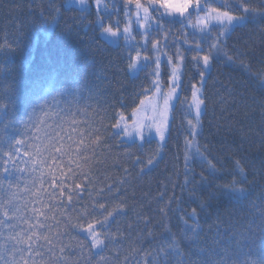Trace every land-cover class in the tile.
I'll return each instance as SVG.
<instances>
[{
	"label": "trees",
	"instance_id": "obj_1",
	"mask_svg": "<svg viewBox=\"0 0 264 264\" xmlns=\"http://www.w3.org/2000/svg\"><path fill=\"white\" fill-rule=\"evenodd\" d=\"M141 3L148 6V0ZM201 3L237 16L245 15L241 6L264 10V0ZM155 8H149L145 29L149 40L137 51L151 59L159 55L165 90L173 86L172 68H179L180 86L163 145L155 136L137 140L135 133L137 117L154 95L156 63L135 74L129 65L136 54L124 41L113 46L102 37L109 26L114 31L128 27L136 17L134 3L100 0L97 8L96 0H0V170L7 162L15 173L13 184L23 177L9 194L28 208L19 214L14 231L0 234V246H12L10 235L27 239L33 232L48 235L56 245L55 235L64 233L59 246L71 245V251L62 256L56 250L55 256H66L68 264H97L100 256L106 258L100 264H144L145 258L151 264L148 254L156 255L175 236L184 259L195 261L201 254L184 224L195 223L192 208L202 209L197 229L202 247L213 240L229 247L253 216L259 222L264 210V88L254 74L264 73V15L235 22L220 35L222 26L214 21L204 32L193 27L197 14L192 10L180 19L161 16L163 9ZM217 36L233 62L210 53ZM206 54L212 55L207 69L202 60H193ZM193 85L201 88L204 101L198 124L188 107ZM189 121L196 124L194 136ZM189 141L206 159L195 154V147H186ZM233 180L243 182L254 206L238 205L236 194L220 188ZM105 218L102 229L96 222ZM37 219L47 229H29ZM68 223L85 228L93 223L115 239L105 240L106 248L98 252L85 232L66 229ZM246 234L251 238L242 242L238 256L264 259V236ZM30 243L37 244L31 252L27 244L17 245L27 264H59L46 253L36 255L44 251L38 247L43 241Z\"/></svg>",
	"mask_w": 264,
	"mask_h": 264
},
{
	"label": "snow or ice",
	"instance_id": "obj_2",
	"mask_svg": "<svg viewBox=\"0 0 264 264\" xmlns=\"http://www.w3.org/2000/svg\"><path fill=\"white\" fill-rule=\"evenodd\" d=\"M129 4L134 3L136 7V16L139 19L141 17V11L143 13V20L147 21L149 19V8L153 5L156 6L155 10L159 11L160 9H163L164 12L160 13L161 16L167 14L169 16H180L187 18L192 14L190 10L194 11L197 14V21L196 24L193 27H198L201 32L206 31L209 25L212 24V22H216L217 24L222 26V32L220 35H224L226 32L230 31L231 26L235 22H244L247 19L255 18V16L258 15H264V10H257V9H251L243 7V11L245 15H234L231 11H221L218 8H209L206 3L202 4L201 0H148V6H145L141 3V0H127ZM81 3H83V0H81ZM96 7H100V0H96ZM105 7H107L105 5ZM203 11L205 14L204 16H200L199 13ZM159 27V26H158ZM105 32L111 34L112 36L119 35V28H117L115 31L112 27H107L104 29ZM125 38H128L129 35V29L124 28L123 30ZM210 53L212 51H215L217 56H220L221 54L224 56L226 61L233 62V58L228 56V54L224 51V47L220 42V36H217L215 38V43L210 45L209 49ZM142 59L139 52H137L133 63L129 65L130 68L136 67L137 62H139ZM144 60H147L148 57H143ZM178 59L180 63L183 62V55H180L178 53ZM169 63H171V57L168 58ZM193 60L197 61L199 63L201 60L203 62V65L205 69L209 66L210 61L212 60L211 54L203 55L202 57L196 56L193 57ZM156 68L154 70V75L156 76V80L153 81V83L156 85V93L159 95L160 100L162 101V105L159 106L157 109L156 106H153V111L157 114L158 119H152L150 120L148 124V131L151 135L153 132V129L155 131L156 136L158 139L163 142L165 139V134L168 129V114L170 112V109L172 107V101L175 98L176 89L180 86L179 85V75L178 66H174L172 68L171 72V79L173 82V86L167 91L162 92L159 87V68H160V57L157 55L156 57ZM258 77L260 80L259 86L261 88H264V73H257L254 74ZM204 79V73H201L200 80H201V86ZM201 88L196 87L195 85L192 86V93H191V101L188 104V107L192 109L195 113L196 118V124L199 123L200 115L202 112V105L204 101L200 98ZM143 104V102H142ZM189 124L192 127V134L193 136L196 133V124H193L192 121H189ZM117 128L120 127L119 124L116 125ZM141 140L144 139V134L141 131L140 137ZM17 143H23V141H17ZM186 147L191 150L192 147L196 148V155L206 159V157L203 156V153L199 151V147L194 144V141H189ZM10 155V154H9ZM186 164L188 163V156L185 157ZM43 162V161H42ZM149 164L152 163L150 160L148 162ZM237 167H239V162H237ZM213 171H217L215 169V166H212ZM16 172L23 173L24 169H16ZM240 172H243V169L240 168ZM15 175L13 172V169L9 168L7 166V162L5 163L2 170H0V193H3L0 195V234L3 233V231L8 230L9 232H12L16 229L19 220L21 219L20 213L21 211H28L27 206H24L23 209L18 206L17 198L15 194H9L11 192V189L18 186L19 179H22L23 177H19L17 179V184H13L12 177ZM7 177V179H6ZM35 184V181L33 182ZM242 181H235L228 184L220 185V188L224 192L234 193L236 194L240 199L238 201V205L242 207H249L254 206L253 202L250 198L249 190L242 186ZM54 185V181H53ZM41 187H42V179H41ZM27 191H31V189H26ZM63 192V189L61 188V193ZM52 196L53 194H49ZM68 201H72V196H68ZM103 205H100V208L103 209ZM202 209L200 207H194L191 210V217L195 221L194 224H188V222L185 220V234L191 233V236L188 237V240L190 241H196V243L193 244V247L197 250L198 253L201 255L195 260H185L184 259V252L183 249L180 246L179 241L176 239L175 236L172 237L170 241H166L164 245L161 247L160 252L156 255H153L152 253H149L148 255L152 256L151 264H169V261L174 258V264H264V259H255L252 261H249L247 259H244L243 257L248 256V254H245L242 258L238 256V253L242 251V242L246 239H250L251 237L248 236L246 233L251 232L252 235H256V233H259L260 235L264 236V210H261L259 213V222L257 223L255 220V217L253 216L250 219L249 226L244 231L239 233L240 239L235 240L229 247H220L218 245V242L216 240H213L212 245L202 247L201 242L199 241V238L197 236V229L199 228V212ZM32 212H39L38 209L33 208L31 210ZM43 212H39V216H43ZM83 217L87 216V213H81ZM109 217L112 215L111 212L108 213ZM71 218H69L70 220ZM96 224L100 226V228H106L107 227V218H105L104 221H97ZM29 229L34 228H44L47 229V225H41L39 223V220L37 219L36 225H29ZM65 228H71L73 230H78L80 232H85L87 236L90 238V244L91 249H100L103 251L106 248L105 240H114L115 237L112 236L111 233L108 232H98L94 226L93 223H88L86 228L79 224V223H68L65 225ZM24 235H27V232L24 233ZM64 233H58L55 235V239L57 240V244L53 245V239L50 238L48 235H38L35 232H33L32 235H28L27 239H24L22 236H9L8 240L12 242V246L9 248L6 245L0 246V264H27V261H24L22 259V252L24 251L22 248L17 247L19 244H27L28 245V251L31 252L33 248L37 247V244L30 243L31 241H43V243L39 244L38 247L42 248L44 251H37L36 255L43 256L45 253L49 256H52L55 258L56 261L59 262V264H68L67 257L65 256L63 259L60 257L55 256L56 250H58L61 255L67 251H71V245L65 244L63 247L59 246V243L61 241L62 236ZM103 237V238H101ZM81 248L84 247L83 244L79 245ZM221 253L223 255H221ZM20 255L21 259L17 260V256ZM106 258L104 256H100L97 264H100L101 261H104ZM144 264H148L147 258H145Z\"/></svg>",
	"mask_w": 264,
	"mask_h": 264
},
{
	"label": "rangeland",
	"instance_id": "obj_3",
	"mask_svg": "<svg viewBox=\"0 0 264 264\" xmlns=\"http://www.w3.org/2000/svg\"><path fill=\"white\" fill-rule=\"evenodd\" d=\"M127 16H130V15H127ZM142 17H143V13L141 11V17L139 19L136 16L133 19H129L128 20V23H129L128 27H127L129 29L128 38H125V35H124V32H123L124 29L121 30L119 32V35H117V36H112L111 34L105 32V31H104L103 36H102L110 45L119 46L121 41H124L122 43H124V45H126L128 50H130L132 53H135V54H137V52L140 53L142 59L139 62H137L136 67H133V70H134L135 74H138V73L142 72L144 69H146V67H148V65L152 66L153 63H155L156 57H157V56H154L152 59L148 57L147 60H144L143 57H145V56L142 54V51L141 50L137 51V47L139 48L140 45L143 46V44H145L146 41L149 40V37L145 35V33H146L145 29L148 28L147 25L150 22V18L147 21H145V20H143ZM172 17H177V18L181 19L180 16H172ZM140 34H141V38H139ZM161 61L162 60L160 59V67H161ZM153 73H154V70H153ZM154 77H155L154 80H156V76H154ZM159 87H160L162 92H167L168 91V90H165V88H164V85H163V74H162L161 71H159ZM202 95L203 94L201 92L200 93V98L201 99H202ZM150 100L151 101H150L149 105L145 108V110H143L140 113L139 117H137L138 125H137V129H136L135 133L140 135V133L142 131L143 134H144V138L146 136H155L156 138H158L156 136V134H155L154 129H153L152 134L150 135L149 131H148V127H147L149 122H150V120L158 119L157 114L153 111V106H156L157 109H158L159 106L162 105V101L160 100L159 95L156 93V85L155 84H154V95L151 97ZM172 104H173V102H172ZM201 107H202V111H203V105ZM171 111H172V107H171L169 113H171ZM169 117H170V114H168V118ZM169 127H170V124H169ZM169 127H168V131H169ZM168 131H167V134H168ZM167 134H165L166 135L165 139H167L166 138ZM137 140H141V139H137ZM158 141H160V140L158 139ZM164 143H165V141L164 142L160 141V144L163 145ZM96 250L98 252L101 251L100 249H96Z\"/></svg>",
	"mask_w": 264,
	"mask_h": 264
}]
</instances>
